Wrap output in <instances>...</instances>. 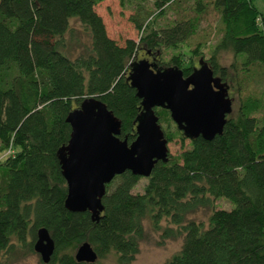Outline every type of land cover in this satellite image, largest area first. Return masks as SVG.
<instances>
[{"label":"trees","instance_id":"obj_1","mask_svg":"<svg viewBox=\"0 0 264 264\" xmlns=\"http://www.w3.org/2000/svg\"><path fill=\"white\" fill-rule=\"evenodd\" d=\"M104 1L0 0V261L18 248L35 252L45 228L56 244L50 264H87L61 254L86 242L98 261L114 252L117 264H133L149 222L164 240L183 238L167 264H264V13L253 0H119L139 32L138 41L120 45L96 12ZM211 14L218 41L207 62L238 95L222 135L190 140L178 129L190 148L159 162L148 178L117 176L98 221L70 212L59 159L71 139L70 113L97 98L132 144L142 100L128 82L131 65L145 51L158 69L188 77L195 64L185 70L181 62L206 61L210 33L202 31ZM169 52L171 60L159 62ZM222 52L234 55L229 67L219 63ZM156 111L160 124H170L169 111ZM143 179V193H135ZM220 199L234 208L218 209ZM204 210L207 224L190 219Z\"/></svg>","mask_w":264,"mask_h":264},{"label":"water","instance_id":"obj_2","mask_svg":"<svg viewBox=\"0 0 264 264\" xmlns=\"http://www.w3.org/2000/svg\"><path fill=\"white\" fill-rule=\"evenodd\" d=\"M150 54V53H149ZM146 59L131 65L128 82L142 100L137 119V138L122 140V122L99 99L91 98L70 113L71 139L59 151L62 174L67 182L66 208L73 213L92 214L98 221L104 212L107 186L125 172L148 178L159 162L169 159L168 140L157 109L170 112L177 128L190 140L211 141L222 135L233 113L230 86L216 77L208 62L188 77L178 68L158 69ZM34 250L50 264L56 244L47 229H39ZM98 254L88 242L75 254L79 263L95 264Z\"/></svg>","mask_w":264,"mask_h":264},{"label":"rangeland","instance_id":"obj_3","mask_svg":"<svg viewBox=\"0 0 264 264\" xmlns=\"http://www.w3.org/2000/svg\"><path fill=\"white\" fill-rule=\"evenodd\" d=\"M254 4L258 8V10L264 13V0H253ZM96 12L102 17L108 35L114 39L118 44L124 45V43L129 40L138 41L139 32L136 27L130 22V17L133 14L132 11L123 9L120 5L119 0H106L99 4L96 7ZM165 22V21H164ZM161 21V24H164ZM218 23V17L215 14H211L207 23L203 25L202 32H209L210 36L208 38V43L205 48L201 51V56L207 61L211 58V50L215 46L218 41L213 35L214 27ZM74 26L80 30V36H84L81 31L83 29L81 26L75 24ZM201 32V33H202ZM84 38V37H83ZM85 40V39H84ZM194 49L195 44H192ZM185 51V50H184ZM172 52H169L167 55L161 56L159 62H169L171 60ZM153 59L155 58L154 55ZM201 57H197L194 59H185L183 63L181 62V69L188 70V68H192L193 64L195 68H199V59ZM138 61L140 60H148L151 63L154 62L150 58V55L146 54L145 51H140L138 56L136 57ZM234 61V55L231 52H222L219 57V63L223 67H229ZM260 91H264V87L260 86ZM229 97L233 100V112L236 111L238 107V95L235 90V87L230 84L229 89ZM158 112V111H157ZM158 114V113H157ZM159 116V115H158ZM161 126L163 131L173 137V140L169 142L168 149L169 155L172 158H176L180 156L186 149L190 148V140L182 139L180 135H178L177 125L171 120L170 124L165 122H161ZM148 183L147 179L141 180L139 185L137 186L135 193H143V189L145 185ZM218 209L231 210L234 208L233 204L227 199H220L216 204ZM210 217V212L207 210L200 211L199 213L192 215L190 219L195 220L197 222L208 223ZM168 227L167 223H163V229ZM146 230V239L142 242L140 247V253L137 256L136 260L133 264H167L176 254L181 251L183 245V238L177 239H169L164 240L161 235L163 231L156 232L152 228L149 222L145 223ZM80 246H72L68 249L61 252V254H73L75 256L78 248ZM118 256L116 253H110L107 257L100 259L96 264H117ZM1 264H44L42 262L41 256L36 252H27L24 249L18 248L16 252L9 254L8 256H4L1 259Z\"/></svg>","mask_w":264,"mask_h":264},{"label":"flooded vegetation","instance_id":"obj_4","mask_svg":"<svg viewBox=\"0 0 264 264\" xmlns=\"http://www.w3.org/2000/svg\"><path fill=\"white\" fill-rule=\"evenodd\" d=\"M148 56H149V55H148ZM150 58L152 59V61H154V60H155V59H153V56H150ZM199 68H200V66H199ZM199 68H197V69H199ZM215 76H216V77H220V78H221V76H220V75H216V74H215ZM222 81H223V82H225L223 79H222ZM229 86H230V84H229ZM229 91H230V90H229ZM229 95H230V94H229Z\"/></svg>","mask_w":264,"mask_h":264}]
</instances>
